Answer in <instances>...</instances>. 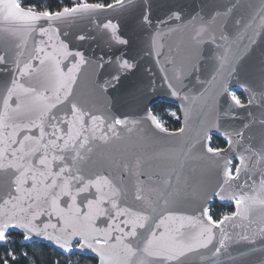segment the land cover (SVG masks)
Masks as SVG:
<instances>
[{
  "label": "snow or ice",
  "instance_id": "6c2138e0",
  "mask_svg": "<svg viewBox=\"0 0 264 264\" xmlns=\"http://www.w3.org/2000/svg\"><path fill=\"white\" fill-rule=\"evenodd\" d=\"M125 11L135 43L104 15ZM176 33L181 43L167 44ZM98 37L107 51L78 46ZM117 89L164 90L180 102L166 115L179 122L182 112L185 126L202 102L184 153L202 162L210 186L173 191L175 172L165 182L143 157L103 155L129 123L153 140L176 135L146 105L118 113L109 101ZM258 239L264 0H0V264H218L231 245Z\"/></svg>",
  "mask_w": 264,
  "mask_h": 264
},
{
  "label": "water",
  "instance_id": "95a60500",
  "mask_svg": "<svg viewBox=\"0 0 264 264\" xmlns=\"http://www.w3.org/2000/svg\"><path fill=\"white\" fill-rule=\"evenodd\" d=\"M244 2L258 3L259 0H244ZM165 12V6L158 5L154 2V16H163ZM104 15L111 16L114 20H119L122 33L128 37H132L133 42H136V32H139V29H136V32H134L132 28H130L128 23L129 13L127 11L105 13ZM79 27V29H72L69 37V39L73 40L74 46H77L74 40L75 35L78 32L83 31L85 28L83 24ZM183 39V34L176 33L175 35H169L166 43L175 46L181 43ZM78 46L89 50L95 49L97 53L101 50L107 51L99 37L95 41L80 42ZM91 74L92 69L87 68L82 76V87H87ZM110 91L112 93L109 97L110 103L114 104L116 111L123 115L136 116L140 114L141 109L145 105L148 108H151L158 102H163L174 107H177L180 103L179 101L172 100L164 93V90L159 89L156 94H148L143 97L122 95L119 89ZM202 109V102L196 101L193 103L186 126L184 114L181 112L180 127H186L185 132L178 133L177 130L170 131L176 133V135L162 140H153L150 137H146L144 129L129 123L131 131L124 130L121 139L111 145L103 155L107 156L111 153L118 157L123 155L130 158L137 156L143 157L147 161V170L159 175L165 182L167 181V178L175 172V176L173 177V191H175L177 185H179L180 188H184L185 181L191 182L193 188L199 187L200 185L210 186L213 182V178L206 173L205 166L202 162L196 160L189 154L184 153L185 145L190 141L192 143L195 142L197 121L200 119ZM176 207L178 210L187 211L190 210L191 206L188 203L181 202L178 203ZM236 231L239 232L240 228L238 227ZM261 258H264V242H261L258 239L254 246L246 244L231 245L230 251L219 257L218 264H249V262L250 264H256Z\"/></svg>",
  "mask_w": 264,
  "mask_h": 264
},
{
  "label": "trees",
  "instance_id": "16d2710c",
  "mask_svg": "<svg viewBox=\"0 0 264 264\" xmlns=\"http://www.w3.org/2000/svg\"><path fill=\"white\" fill-rule=\"evenodd\" d=\"M26 2L43 3V4H45L49 7H53V8L58 7V0H26ZM64 3L68 4V3H70V0H64ZM170 107H172V106L169 104H166L163 102H158V103L154 104L151 108L154 111L160 113L164 119L168 120L166 122L168 124L169 131H176L178 128H180V121L179 122L171 121L170 117H168L166 115V110ZM221 210H225L226 212L231 211V209H229L227 206Z\"/></svg>",
  "mask_w": 264,
  "mask_h": 264
},
{
  "label": "rangeland",
  "instance_id": "374dc122",
  "mask_svg": "<svg viewBox=\"0 0 264 264\" xmlns=\"http://www.w3.org/2000/svg\"><path fill=\"white\" fill-rule=\"evenodd\" d=\"M170 108H172L173 110H177L176 107H174V106H172V107H170ZM168 109H169V108H168Z\"/></svg>",
  "mask_w": 264,
  "mask_h": 264
}]
</instances>
